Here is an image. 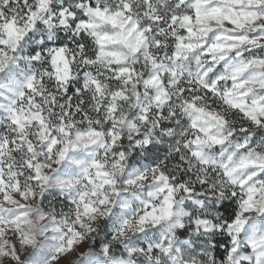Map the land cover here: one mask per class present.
<instances>
[{
    "label": "snow or ice",
    "instance_id": "6c2138e0",
    "mask_svg": "<svg viewBox=\"0 0 264 264\" xmlns=\"http://www.w3.org/2000/svg\"><path fill=\"white\" fill-rule=\"evenodd\" d=\"M0 264H264V0H0Z\"/></svg>",
    "mask_w": 264,
    "mask_h": 264
}]
</instances>
